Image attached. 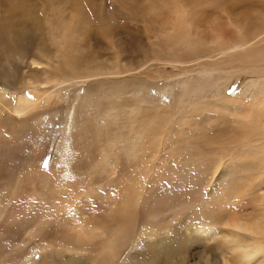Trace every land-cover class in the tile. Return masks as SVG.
<instances>
[{"label": "rangeland", "instance_id": "1", "mask_svg": "<svg viewBox=\"0 0 264 264\" xmlns=\"http://www.w3.org/2000/svg\"><path fill=\"white\" fill-rule=\"evenodd\" d=\"M228 19L264 28V0H0V264H97L96 250L75 251L62 235L74 232L78 209L88 211L84 194L98 190L115 195L117 212L123 199L131 206L116 215L129 238L109 264H240L219 208L258 211L264 120L253 122L264 79L247 77L252 69L222 51L224 41L211 47L206 22L225 27V48L239 37ZM259 42L248 46L263 64ZM216 65L237 77L179 96L181 82L202 83L201 68ZM24 91L36 105L15 113Z\"/></svg>", "mask_w": 264, "mask_h": 264}, {"label": "bare ground", "instance_id": "2", "mask_svg": "<svg viewBox=\"0 0 264 264\" xmlns=\"http://www.w3.org/2000/svg\"><path fill=\"white\" fill-rule=\"evenodd\" d=\"M183 12L184 11L182 10V13ZM177 13H179V12H177ZM189 14H191V13H189ZM180 15L183 17L182 14H180ZM187 15H188V13H187ZM191 16L194 17L195 15L193 16V14H192ZM187 17H189V16H187ZM188 20H189V18H188ZM182 21L183 20H181L180 22H182ZM191 21H192V24L195 25L194 22H193V20H191ZM227 22H228L229 28H230V26L231 27L233 26V29L237 31V32L236 31L235 32L239 35V37L237 39H235V40H233V41L230 42V47H228L229 49L228 48H225L227 46V36H226V32H225V27H223L222 23L217 22V21H212V22L209 21V22H206L205 25L208 27V31H209L208 33L211 34V37L209 38V43H210L211 47H214L215 48L217 44H219V43H221V42L224 41V44L223 45H220V47H222V51H224L225 53H227L228 50H229L231 52H234V54H238L241 57V60L244 61V62H246V63H240L239 62L240 63L239 66L244 67V69H245V67L246 68L249 67V68H251L253 70V71L252 70L251 71L249 70V71L244 72L245 74H247V77H250V78L253 77L254 78V81H256V80L259 81L260 79H264V74L263 75H260V72H259L262 69L261 67L264 65V61H263V64H261V62H259V61H261L260 59L259 60H256L258 57L257 58L256 57L254 58V55H252V54L250 56V53L255 50L254 48H253L254 50H252L251 48L254 47L256 43H258L259 41H261V39H262V42H263V38H264V28H261L259 26L260 29L257 27L258 29L255 28L254 31H253L252 28H251L252 30L250 29V31L249 30L246 31L243 28L245 25H244V22H242V21L239 23L237 21H234L233 19L232 20L231 19L230 20L228 19ZM233 22H235V23L237 22V25L235 23H234L235 24L234 25ZM198 24H200V23L198 22ZM184 25H185V22H184ZM197 28H198V25H197ZM204 28H202V29H204ZM230 36H232V35H230ZM204 40L202 41L203 43H204ZM229 40H232V39L230 38ZM205 42L208 45L207 39L205 40ZM248 45L249 46H252V47H249ZM256 48H257V46H256ZM231 56L234 57V55H231ZM250 57L256 60V64H254V65L253 64L247 65L248 64L247 62L250 61V59H249ZM263 60H264V58H263ZM249 63H252V60ZM216 66L214 68L209 67L208 69L206 67L204 69H203V67L201 68L203 70V73H205V77H206V79L202 83L201 82H198V83H194V84L191 85L188 81L181 82V86H183L182 87L183 90L181 91V93L179 94V96L180 95L183 96V94L185 92L186 93H191L192 92V93L196 94V92L199 93V92H201L203 90H206L207 88L212 87L213 85H216V84H217V87L220 88V86H224V85H226V83H228L229 81H231L232 78H236L237 77V76H234L233 77L234 71L233 70L231 71V68L224 69V68H221L219 66H217V68H216ZM254 69L257 72H254ZM235 71L237 72V69H235ZM82 72H83V70H82ZM74 79L72 77L69 80L70 81L73 80L75 82L76 81H80V79H78V78H74ZM259 83H260V81H259ZM256 84H257V81H256ZM258 88H259V86H258ZM217 93H218V91H217ZM217 95H221V94H217ZM221 96H223V95H221ZM216 100H219V97ZM14 102H15V103H13V105H14L13 106L14 112L15 113L16 112L17 113H25L27 111L32 110V108H34V106L36 105L37 99H36L35 94H33L32 92L24 91L23 93H19V95L17 97V100L15 99ZM254 119L255 120L253 122V125H255L256 127H260V123L262 122V119L264 120V104H261L257 108V114L255 113ZM41 120H42V118H40L38 120V122H40ZM188 191H190V190H188ZM123 195L124 194H121V197ZM6 196L7 195H5V197ZM22 196H23V194H22ZM114 196L115 195H112V193L110 192V190H107L106 192L104 190H98L96 192H93L92 194L85 193L84 194V197H83L84 199L81 200V206H82L81 209H85V210H88V211H92L94 215H92V216L89 215L90 216L89 217L88 216V211L86 212L85 210H84L85 213L83 215V213H82L83 210L78 209V212L77 213L75 212V215H74V218H75V220H74V222H75V224H74V232L73 233H67V232L65 233L64 232L65 234L62 235V236H64V238L66 237V242L65 243H70L71 244L70 246H72V248L75 249V251H77V250H87L89 248L90 249H93V250H96L97 251V257H96V263L97 264H109V260L111 259L112 255H113V252H114V247L116 245L120 244L119 241L123 240L124 238H127V239L129 238V232L128 231H125L124 229H122L119 226V224L117 223L116 215L118 213H126L127 212V215L129 216V214H130V208H131L130 203H129L128 200L123 199L122 202H121V205L119 206L120 207V211L117 212V211L113 210L114 208L111 209L109 207V203H113V204L115 203V201H112V199H113ZM28 197L30 198V195ZM0 198H2V197H0ZM32 198L35 199V197L31 196V199ZM4 200L5 199L3 198V201ZM14 200H15V198L13 199V201ZM22 200L23 199L21 197V199H19V201L18 200L15 201V203L16 202L22 203L21 202ZM109 200H111L112 202L109 201ZM114 200H116V199H114ZM188 200H189V196L185 194L182 197V204L185 205ZM6 201H7V199H6ZM35 201H37V200H35ZM107 201H108V204H106ZM15 203H14V205H15ZM37 203H39V202H37ZM10 204H11L10 206H12V203H10ZM22 204L24 205V202ZM105 204L108 207L107 206L105 207ZM116 204H118L117 201H116ZM14 205H13V207H14ZM18 205H20V204H18ZM5 206H6V204H5ZM16 206H17V204H16ZM114 206H116V205H114ZM29 207H31V206H29ZM117 207H118V205H117ZM221 207H223V206H221ZM33 208L34 209H37L34 206H33ZM219 209H220V212L226 211V214H227L226 218L222 221V224L226 225L227 228L221 229L220 232L225 236V239L226 240H224V242L229 244V245L228 244H226V245H227L228 252H232L231 253L232 254L231 256H233V258H235L236 261H238V263H240V264H246L251 259L257 258V257H259V263L260 264H264V192L262 194V197L259 199V202H258L257 207L254 208L255 210L258 209V211H256V213H254L253 215H248V214L244 215L243 213H245V212H243L242 209H240L239 211H237L233 207H229L227 210L225 208H219ZM2 210L3 209H0V211H1L0 212L1 213L0 216H2L0 218H3V215H4V211L2 213ZM8 211L10 212V208L8 209ZM14 212H15V210H14ZM14 212L12 211L13 214H14ZM27 213H28V210L24 209L22 212H20V215L24 216V218L25 217L31 218V216L29 217V215L31 213L29 215H27ZM18 214H19V212H18ZM11 215H12L11 213L10 214L8 213V216L11 217ZM17 216H19V215H17ZM79 216H83V219L80 220L79 219ZM98 217L99 218H103V219H98ZM5 218L6 217H4L3 219H5ZM85 219L87 220V222L84 221ZM89 219H91V220L93 219L94 222H91V220H89ZM106 219H108V220L110 219V220L107 221V222H104L103 220H106ZM22 220H23V217H22ZM211 220L212 221L211 222H208V225H206L207 224V221L204 220V219H202L201 220V223L199 225V228L197 229V231H200V229L203 228L204 232H206V231H208V228H210V227L213 228L215 226V224H217V221H216V219L213 220V218ZM7 221H9V219H7ZM24 221H25V219H24ZM4 222H6V221H4ZM111 222H114L113 226H110L111 225L110 224ZM21 223H23V222H21ZM8 225H11V223L8 224ZM21 225H20V227H22ZM25 225H26V222H25ZM45 225H46V223H44L43 226H45ZM40 226H42V225H35L34 227H35L36 230L40 231V229H41ZM18 230H20V229H18ZM29 231H31V230H29ZM16 232H17V230H16ZM19 233L20 232L18 231V234ZM7 237H9V236H7ZM190 244H191L190 243V239H187V241L183 243V245L185 247H187V248L190 246ZM203 264H205V263H203ZM206 264H219V263L218 262H207ZM222 264H235V261L229 262L224 257Z\"/></svg>", "mask_w": 264, "mask_h": 264}]
</instances>
